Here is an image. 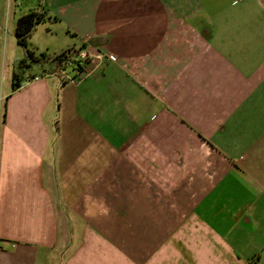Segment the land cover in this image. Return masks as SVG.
<instances>
[{"label":"crops","instance_id":"0c3cea01","mask_svg":"<svg viewBox=\"0 0 264 264\" xmlns=\"http://www.w3.org/2000/svg\"><path fill=\"white\" fill-rule=\"evenodd\" d=\"M42 4L98 59L1 65L0 264H264V0Z\"/></svg>","mask_w":264,"mask_h":264},{"label":"rangeland","instance_id":"374dc122","mask_svg":"<svg viewBox=\"0 0 264 264\" xmlns=\"http://www.w3.org/2000/svg\"><path fill=\"white\" fill-rule=\"evenodd\" d=\"M36 4L37 0H0V79L6 75V71L1 68L6 59L9 60L7 68L11 76L12 61L17 59L16 62H18L24 56V48L15 38V25L17 19ZM48 27L50 29L47 23L40 24L27 40L28 49L34 51L37 56L42 53L53 55L72 43L69 36L51 32Z\"/></svg>","mask_w":264,"mask_h":264},{"label":"trees","instance_id":"16d2710c","mask_svg":"<svg viewBox=\"0 0 264 264\" xmlns=\"http://www.w3.org/2000/svg\"><path fill=\"white\" fill-rule=\"evenodd\" d=\"M42 2L43 0H39V8L41 9L44 7ZM44 18L45 15L42 11L29 9L27 13L21 15L17 19L14 34L17 43L24 48L25 58L20 60L15 66V72L13 73L14 89L20 86L21 81L24 79V74L26 73L25 69H27L32 62L50 61L52 63L50 64V72L52 73H62L65 68V60L62 58V56H59L54 61H52L49 59L50 55L42 53L39 56H35L34 53L27 47V40L33 34L36 27L44 20ZM66 50H63L59 53H64Z\"/></svg>","mask_w":264,"mask_h":264},{"label":"built area","instance_id":"2783aa9c","mask_svg":"<svg viewBox=\"0 0 264 264\" xmlns=\"http://www.w3.org/2000/svg\"><path fill=\"white\" fill-rule=\"evenodd\" d=\"M62 56L65 60V68L62 71L65 73L66 69H70L76 71L79 74L86 73L88 71V66L92 63L93 60L98 59L96 56H92L86 49H75L70 48L66 50L64 53L53 54L50 56V60L54 61L57 57ZM25 79H34L38 80L39 76H30L26 75Z\"/></svg>","mask_w":264,"mask_h":264}]
</instances>
